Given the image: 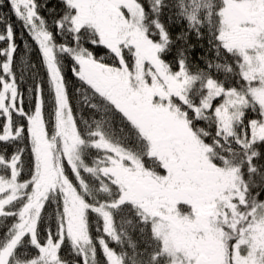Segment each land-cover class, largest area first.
I'll list each match as a JSON object with an SVG mask.
<instances>
[{
	"label": "snow or ice",
	"instance_id": "snow-or-ice-1",
	"mask_svg": "<svg viewBox=\"0 0 264 264\" xmlns=\"http://www.w3.org/2000/svg\"><path fill=\"white\" fill-rule=\"evenodd\" d=\"M0 264H264V0H0Z\"/></svg>",
	"mask_w": 264,
	"mask_h": 264
},
{
	"label": "trees",
	"instance_id": "trees-1",
	"mask_svg": "<svg viewBox=\"0 0 264 264\" xmlns=\"http://www.w3.org/2000/svg\"><path fill=\"white\" fill-rule=\"evenodd\" d=\"M193 43H195V38H193Z\"/></svg>",
	"mask_w": 264,
	"mask_h": 264
}]
</instances>
